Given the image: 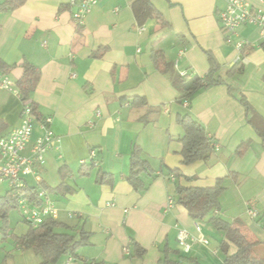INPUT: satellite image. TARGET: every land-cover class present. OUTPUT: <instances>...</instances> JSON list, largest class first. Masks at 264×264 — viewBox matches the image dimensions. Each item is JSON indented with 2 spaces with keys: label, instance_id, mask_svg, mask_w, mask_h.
I'll return each mask as SVG.
<instances>
[{
  "label": "crops",
  "instance_id": "crops-1",
  "mask_svg": "<svg viewBox=\"0 0 264 264\" xmlns=\"http://www.w3.org/2000/svg\"><path fill=\"white\" fill-rule=\"evenodd\" d=\"M133 1L96 0L82 25L73 19L71 0H26L12 11H0V74L16 84L24 65L39 72L31 101L40 117L51 119L60 139L39 169L41 183L50 189L62 182L59 170L68 171L65 183L71 190L49 194L58 209L56 221L63 226L58 231L76 237L88 233V244L76 256H63L55 264L69 259L73 264H158L165 247L202 264H223L220 243L227 242L225 234L207 221L192 220L177 203L175 185L205 188L221 180L225 190L218 216L250 242L264 243V148L259 136L264 134V43L258 28L250 25L240 26L231 42L225 41L219 14L228 0H149L165 26L154 19L138 25ZM248 1L264 12V0ZM238 41L247 44L242 53L235 47ZM100 48L101 56L93 57ZM153 52L164 55L174 74L192 78L208 73L206 52L215 58L221 78L239 62L240 70L226 80L234 91L225 84L211 86L184 106L170 74L156 70ZM240 96L252 108L249 117ZM134 98L138 104H132ZM21 108L16 96L0 89V137L19 126ZM178 114L190 115L213 137L218 149L206 162L181 163ZM37 135L34 131L27 151ZM246 142L238 156L237 148ZM134 147L158 174L143 194L127 181ZM91 151L95 156L90 160ZM88 165V173L80 175ZM175 169L184 177L172 175L171 180L167 174ZM100 176L107 182H98ZM25 182L35 185L31 177ZM8 191L7 183H1L0 198ZM7 222L8 236L2 240L0 235V264H39L31 247L19 248L29 226L18 209L8 213ZM180 230L188 233L187 253L177 242ZM131 241L146 249L143 258L124 253H132ZM235 252L229 244L228 254Z\"/></svg>",
  "mask_w": 264,
  "mask_h": 264
},
{
  "label": "trees",
  "instance_id": "trees-1",
  "mask_svg": "<svg viewBox=\"0 0 264 264\" xmlns=\"http://www.w3.org/2000/svg\"><path fill=\"white\" fill-rule=\"evenodd\" d=\"M26 0H4L0 4V11H12L24 4ZM82 0H75L80 3ZM131 10L138 25H142L149 19H154L161 26H165L161 14L154 8L149 0H134L131 3ZM81 28V27H80ZM247 47V46H246ZM244 47V49L246 48ZM103 48H100L94 53L93 57H100ZM210 65L208 73L203 77H191L189 74L178 75L172 72L170 66L166 63L164 55L161 52H153L151 55L152 61L156 70L162 74H170L171 83L179 93L178 102L188 106V101L196 92L201 89H206L211 86L223 85L227 86L230 93L234 89L226 84V80L234 76L241 68V64L235 63L227 70L225 78L217 76L218 64L215 58L206 52ZM1 69V68H0ZM39 80V72L30 65L23 66V74L17 87L20 91L21 104L30 105L36 112V107L31 101V95ZM138 98H134L132 104H138ZM239 103L245 110L246 117L252 112V108L246 101L244 96L238 98ZM39 115V114H38ZM40 116V115H39ZM149 121V120H148ZM148 121H145L147 123ZM250 122V120L248 119ZM177 124L183 130V136L180 139L181 148V163L183 165H191L196 162H206L214 152V139L207 135L204 127L199 124L194 118L188 114H178L176 117ZM264 148V134H259ZM248 142L242 143L236 151L238 156H241L248 147ZM94 165V164H92ZM91 166L80 170V175H86ZM65 168H61L59 173L62 177L61 184L56 189H50L43 183L38 185H27L24 188L25 198L34 205H39L40 200L37 197L38 190L41 189L48 194H64L71 189L65 183V177L68 171L64 172ZM175 176L177 178L184 177L177 169L170 170L167 176ZM158 174L150 167L148 162L142 157L141 149L134 147L129 156V174L127 181L136 193L143 194L149 187L150 183L156 179ZM186 180L190 178L185 177ZM98 182H107L105 176L98 177ZM225 187L221 180H217L211 187L199 188L192 186L175 185V195L177 203L182 205L189 217L194 221H207L217 231L223 232L227 242L220 243V249L224 254L223 264H264V252L260 248L264 243L250 242L244 234L231 227L230 223L218 216L220 211L219 197ZM17 209V200L10 196V193L5 197L0 198V235L2 240L8 236V213ZM262 218H264V211ZM63 226L56 220L46 218L36 227L29 226L26 235L23 238V243L19 245L21 250L32 248L36 255L41 259L39 264H55L60 258L66 255L76 256V251L88 244V233L80 232L76 237L68 232H59L58 229ZM10 237L18 241V238L10 235ZM229 244L236 248V252L228 254ZM132 253L128 254L131 258L140 259L146 254V249L131 241ZM87 264H104L102 262H90ZM158 264H202L197 259L183 255L179 251L165 247L162 250V257Z\"/></svg>",
  "mask_w": 264,
  "mask_h": 264
},
{
  "label": "built area",
  "instance_id": "built-area-1",
  "mask_svg": "<svg viewBox=\"0 0 264 264\" xmlns=\"http://www.w3.org/2000/svg\"><path fill=\"white\" fill-rule=\"evenodd\" d=\"M71 4L76 7L73 14L74 21L78 25H82L84 16L96 4V0H82L80 3L71 0ZM219 22L221 29L226 34L225 41L227 43L231 42V36L242 25L258 28L259 37L264 43V12L254 8L248 0H228L225 9L219 14ZM143 29V27H139L140 31ZM246 46L244 41L235 43V47L240 53ZM0 89L12 93L20 100V91L17 85L2 74H0ZM50 125V118L40 117L30 105L22 104L19 126L7 136L0 137V184L7 183L10 196L17 200V209L23 221L31 227H36L46 218L56 220L58 217V209L47 192L38 190L39 205H34L26 199L24 192L25 178L31 177L35 185L41 183L39 169L45 166V155L51 150L58 149L60 139L53 133ZM34 131H37L38 135L27 151ZM216 149L218 146L215 143L214 150ZM94 156V151H91L90 160ZM170 179L174 180V177L171 175ZM168 204H172L171 199ZM248 214L252 219L257 216L256 211L252 209L248 210ZM177 242L183 253L190 250L188 233L185 230L178 232ZM201 242L204 245L208 244L207 240ZM124 253L129 254L127 249H124ZM66 264H73V260L69 259Z\"/></svg>",
  "mask_w": 264,
  "mask_h": 264
},
{
  "label": "rangeland",
  "instance_id": "rangeland-1",
  "mask_svg": "<svg viewBox=\"0 0 264 264\" xmlns=\"http://www.w3.org/2000/svg\"><path fill=\"white\" fill-rule=\"evenodd\" d=\"M0 253H1V250H0ZM1 256H4L3 254H1Z\"/></svg>",
  "mask_w": 264,
  "mask_h": 264
}]
</instances>
